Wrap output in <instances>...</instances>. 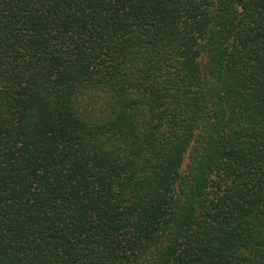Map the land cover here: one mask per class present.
<instances>
[{
  "label": "trees",
  "instance_id": "16d2710c",
  "mask_svg": "<svg viewBox=\"0 0 264 264\" xmlns=\"http://www.w3.org/2000/svg\"><path fill=\"white\" fill-rule=\"evenodd\" d=\"M0 264H264V0H0Z\"/></svg>",
  "mask_w": 264,
  "mask_h": 264
}]
</instances>
